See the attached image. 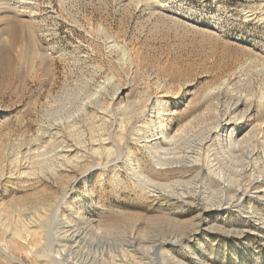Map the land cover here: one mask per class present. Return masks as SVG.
I'll list each match as a JSON object with an SVG mask.
<instances>
[{"label":"rangeland","instance_id":"obj_1","mask_svg":"<svg viewBox=\"0 0 264 264\" xmlns=\"http://www.w3.org/2000/svg\"><path fill=\"white\" fill-rule=\"evenodd\" d=\"M153 137L163 145L145 149ZM69 145L83 161L57 174ZM135 157L165 168L160 191ZM263 158L264 0H0V264H19L1 249L67 262L55 248L69 207L99 238L76 243L81 264H170L122 257L130 235L189 264H264V232L226 191L264 185ZM249 205L264 216V199Z\"/></svg>","mask_w":264,"mask_h":264},{"label":"bare ground","instance_id":"obj_2","mask_svg":"<svg viewBox=\"0 0 264 264\" xmlns=\"http://www.w3.org/2000/svg\"><path fill=\"white\" fill-rule=\"evenodd\" d=\"M19 5V4H18ZM156 8V7H155ZM154 11H157L156 9ZM151 12V11H150ZM151 14V13H150ZM165 14V13H164ZM31 57V56H30ZM158 85V84H157ZM168 94V93H167ZM176 96V95H175ZM119 98V97H118ZM157 104V103H156ZM237 104V103H236ZM235 104V106H236ZM159 105V104H158ZM142 107V106H141ZM211 109V108H210ZM212 112V111H211ZM106 113V112H105ZM103 115V114H102ZM239 117V116H238ZM106 120V119H105ZM95 121V120H94ZM223 121H226L224 122L225 124H230V118H226L224 119ZM119 122V121H118ZM143 125V124H142ZM122 126V125H120ZM219 126V125H218ZM103 128V127H102ZM100 129V128H99ZM90 131V130H89ZM88 131V132H89ZM90 133V132H89ZM93 133V132H92ZM195 133V132H194ZM101 136V134L99 135ZM98 136V137H99ZM163 136V135H162ZM102 137V136H101ZM99 138L98 140L96 141H91L89 143V149L91 151V154H93L94 157H97V160H101V158H103L104 156H102L103 153L106 154L108 148L107 146H105L106 144L104 143L105 142V137L104 138ZM94 138V137H93ZM97 138V137H96ZM236 137H234L235 139ZM93 140V139H92ZM238 140V139H237ZM150 141H153L151 142L149 145L148 144H143V147L145 149H150L151 148V145H154V146H157V145H163L165 139L161 140V137H153ZM147 142V141H146ZM163 142V143H162ZM167 142V141H166ZM165 142V143H166ZM236 142V141H235ZM239 142V141H238ZM76 143V142H75ZM108 143V142H107ZM171 144V143H170ZM234 145V144H233ZM70 146V147H69ZM67 148H65L64 150H62V152L58 153V159L60 160V163L58 165V168L55 169V172L57 174H59L57 171H63V170H66L68 169L67 168V164L69 163H73L75 161H80L82 159H80L76 149H78L77 147H74L72 148L71 145H69ZM79 146V145H78ZM62 147V146H61ZM141 147V146H140ZM83 148V147H81ZM111 148V147H110ZM159 148V147H158ZM88 149V148H87ZM141 149V148H140ZM73 155H71V153H73ZM80 152V151H79ZM130 152V151H129ZM190 152V151H189ZM80 154V153H79ZM90 154V153H89ZM194 154V153H193ZM86 155V154H85ZM134 155V154H133ZM152 155V154H151ZM84 156V155H83ZM106 156V155H105ZM113 156V155H112ZM56 157V156H55ZM111 157V156H110ZM154 157V156H153ZM152 157V158H153ZM159 157V156H158ZM82 158V157H81ZM99 158V159H98ZM131 158V157H130ZM134 161H135V168H136V172L139 173L140 175L139 176H143L145 179H146V182H148L149 186L152 188V191H160V186H161V182L160 180H162L163 178L161 177V175L163 174V172H166L165 168H157V167H153L150 162L149 163H140L139 161L137 162L136 161V157L133 158ZM190 159V158H188ZM129 160V159H128ZM83 161V160H82ZM87 161V160H86ZM102 161V160H101ZM106 161V160H105ZM132 161V160H131ZM141 161V160H140ZM148 161V160H147ZM189 161V160H188ZM130 162V161H129ZM163 162V161H162ZM99 163V162H98ZM104 163V162H103ZM154 163V162H153ZM68 164V165H69ZM79 164V163H78ZM92 164V163H91ZM100 164V163H99ZM159 165H164V163H157ZM258 166H261V167H264V158L259 161L258 163ZM73 165V164H71ZM89 165V164H88ZM96 165V166H95ZM95 165H89L90 167L87 169V170H91L94 166L95 167H98L97 164ZM109 165V164H108ZM131 165V164H130ZM154 165V164H153ZM192 165V164H191ZM87 166V165H86ZM132 166V165H131ZM189 165H186V167H188ZM51 167V166H50ZM73 167V166H72ZM72 167L70 166V168L72 169ZM79 167V166H78ZM81 167V166H80ZM181 167V166H180ZM183 167V166H182ZM171 168V167H170ZM44 169V168H42ZM80 169V168H79ZM175 169V168H174ZM186 169V168H184ZM83 170V169H82ZM181 170V169H180ZM194 170V169H193ZM31 171V170H30ZM80 171V170H79ZM54 172V173H55ZM135 172V173H136ZM188 172V171H187ZM131 173V172H129ZM136 173V174H137ZM38 175V174H37ZM138 175V174H137ZM264 175V174H263ZM165 177V176H164ZM167 178V177H166ZM169 179V178H168ZM172 181V180H171ZM224 182V181H223ZM228 183V182H227ZM247 183V182H246ZM143 185V184H142ZM238 185V184H237ZM164 186V185H163ZM130 187V186H129ZM146 187V186H145ZM144 187V188H145ZM165 189V188H164ZM144 190V189H143ZM150 190V189H149ZM148 191V190H147ZM151 191V190H150ZM220 191V190H219ZM226 191H231L232 192V197L234 198V201L236 202L235 206L238 207V209L240 210V212L244 215V217L246 218L245 219V222H251L253 223L255 226H256V229L259 231V232H264V216L257 212L255 210V208H252L251 205L247 206L249 203L251 204V201L253 198H257V199H264V185H261V184H257V181L255 182H250L248 183L247 185H245L244 188H240V187H235V186H231V185H227L226 184ZM64 197V196H63ZM182 197V196H181ZM231 198V199H233ZM41 199V198H40ZM230 199V198H229ZM31 200V199H30ZM42 200V199H41ZM45 200V199H44ZM60 200V199H59ZM29 201V200H28ZM46 202V201H45ZM234 202V203H235ZM231 203V202H230ZM40 205L44 204V206L46 208H49L48 207V204L47 203H44V202H41L39 203ZM221 204H224V205H227L228 202L226 200V202L224 203H221ZM247 204V205H246ZM41 205V206H42ZM52 204H50L49 206L51 207ZM73 205V204H72ZM242 205V206H241ZM38 206V205H37ZM234 206V207H235ZM245 206V207H243ZM44 207V209H45ZM228 207V206H227ZM43 208V207H42ZM46 211V210H45ZM59 211V210H58ZM64 211V210H63ZM239 212V213H240ZM81 214L83 215V213H81L80 211H77L75 209V207H72L69 209H66L63 213H62V217L60 219H58V223L57 224H60L58 225L57 228H62V230L59 231V234L58 235H61L59 237H61L63 240H65L67 242H65V244H57L58 246H60L61 248L64 246H69V247H73V246H76V241L80 240V238L83 237V234L82 232L85 231V227L83 228L82 226L79 225L78 221H82L80 220L81 219ZM59 217V216H58ZM84 219V218H83ZM247 219H250V220H247ZM90 220V219H89ZM55 220H52V225L56 226ZM101 222V221H100ZM121 220H109L108 223L105 225L107 228L106 230L109 232V229L111 228H118V227H122L121 226ZM101 224V223H100ZM51 227V225H50ZM103 227V226H102ZM53 229V228H52ZM51 230V229H50ZM86 230H88L86 228ZM98 230V229H97ZM89 231V230H88ZM87 231V232H88ZM52 232V231H51ZM86 232V231H85ZM50 235V234H49ZM52 236V235H51ZM135 236L134 235H130L128 237V239H126V243H122L120 244L119 246V249L121 250H116L117 252L120 253V255L122 257H126V255H128V259L129 257H131L132 254H138V251L139 250H144V251H147V254H151V251L155 253V255H160L162 260L164 261V263H170V264H189L188 262L178 258L177 256H175L176 254L173 253V251L170 249V248H162L160 249L158 246L154 245L153 243L151 244H145L144 243V239L143 238H136V240L134 239ZM178 238V237H177ZM188 238V237H187ZM96 239H99L98 237L97 238H89L88 240H90L89 242H92V240H96ZM164 239V238H163ZM54 240V239H53ZM148 240V239H147ZM184 241V239H176L174 237H170L168 239H164L162 241V244H165V245H174V244H182ZM88 242V243H89ZM80 244V243H79ZM92 244V243H91ZM106 244V243H105ZM78 245V244H77ZM159 245V244H158ZM100 246V245H99ZM161 246V244H160ZM114 248H116L114 245L112 244H108L107 246V249H104L102 248V251H114ZM184 248H188L189 249V246L187 245V243H185L184 245ZM191 249V248H190ZM3 251V253L5 255H7L10 259L18 262L19 264H25L23 262L20 261V259L14 257L13 255H11L9 252L1 249ZM60 250V248H59ZM56 252H57V249H56ZM61 252V251H60ZM159 253V254H158ZM67 254V253H66ZM71 254V253H69ZM194 255V254H193ZM76 255H68V256H64L62 257L60 260H63V261H72V262H75V263H83V261L77 257H75ZM55 257H57V255H55ZM127 258V257H126ZM124 259V258H123ZM130 263L131 264H138L136 263V260H133V258L129 259ZM133 261H135L133 263ZM65 262V263H67ZM63 263V262H62ZM64 263V264H65ZM111 264H122V263H118L114 261V259H112L110 261ZM110 263H102V264H110ZM129 263V264H130Z\"/></svg>","mask_w":264,"mask_h":264},{"label":"built area","instance_id":"obj_3","mask_svg":"<svg viewBox=\"0 0 264 264\" xmlns=\"http://www.w3.org/2000/svg\"><path fill=\"white\" fill-rule=\"evenodd\" d=\"M83 234V233H82ZM82 240H84V241H86V240H88L87 239V237H85L84 236V234H83V237L82 238H80V240H78V241H76V242H82ZM77 245V244H76ZM74 247H76V246H73V247H69V246H64V248L62 247H60V246H56V248L55 249H57V253H56V255H57V259H61L62 257H64V256H68V255H76L75 257H77L78 258V256H77V252H76V249H74ZM59 248H60V250H59ZM61 251V252H60ZM67 253V254H66ZM69 253H71V254H69ZM69 262V261H68Z\"/></svg>","mask_w":264,"mask_h":264}]
</instances>
